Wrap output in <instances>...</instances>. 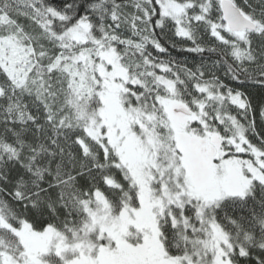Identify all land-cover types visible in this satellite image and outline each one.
Listing matches in <instances>:
<instances>
[{"label": "trees", "instance_id": "trees-1", "mask_svg": "<svg viewBox=\"0 0 264 264\" xmlns=\"http://www.w3.org/2000/svg\"><path fill=\"white\" fill-rule=\"evenodd\" d=\"M169 1L186 6L184 35L156 0H0V42L16 40L30 58L25 66L10 63L0 43V264L20 252L16 230L24 225L35 233L80 232L88 221L85 206L97 193L112 216L138 205L117 152L87 130L88 115L101 104V78L94 63L73 61L61 39L81 19L88 46H112L107 64L121 75V96L165 146L174 140L171 113L186 107L199 114L200 122L187 124L196 135L240 131L246 150L264 160V0H232L257 25L244 38L223 29L215 0ZM165 85L177 100L168 111L159 103ZM234 92L245 98L244 107L226 97ZM175 154L184 164V153ZM189 207L184 214L198 221L201 238L208 237L210 219L225 233L230 264H264L263 183L252 180L244 193L220 197L201 216ZM171 209L176 218L178 208ZM173 217L159 220L169 258L189 253L185 239L194 234ZM45 262L60 261L50 254Z\"/></svg>", "mask_w": 264, "mask_h": 264}, {"label": "rangeland", "instance_id": "rangeland-1", "mask_svg": "<svg viewBox=\"0 0 264 264\" xmlns=\"http://www.w3.org/2000/svg\"><path fill=\"white\" fill-rule=\"evenodd\" d=\"M156 1L164 15L175 19L177 33L186 34V27L180 21L186 6L169 0ZM223 29L230 32L225 23ZM244 35L243 32L237 33L239 38H244ZM88 38L84 19L61 36L69 57L75 62H84L85 66L94 63L101 78L102 89L98 94L101 104L88 115L87 130L117 152L120 166L137 189L138 205L112 216L104 196L97 193L94 204L85 206L88 221L80 232L67 237L51 229L35 233L24 225L16 230L20 252L14 256L4 255L3 264H49L45 257L50 254L58 256L59 264H230L227 254L231 248L218 224L207 220L205 231L208 237L201 238L198 231L202 228H194L198 221H191L184 210L189 207L188 203L192 205L189 208L196 209L201 216L206 205L230 193H244L252 180L264 184V174L260 169L264 167V160L254 149L246 150L240 131L237 135L231 131L226 137L196 135L194 129L187 125L200 122L196 112L189 116L170 112L174 140L165 146L155 131L147 128L142 113L121 96L120 89H125L120 87L118 79L121 75L116 69L110 71L107 64L113 58H110L112 46L105 43L103 47H90ZM0 43L10 63L29 64L28 53L16 40L7 38ZM172 89L173 86L168 90L172 92ZM168 90H164L159 100L164 111L177 103L175 94ZM226 95L239 106L246 105L245 98L238 93ZM179 137L185 140L179 141ZM201 147L205 154L198 152ZM180 150L184 153L186 166L177 157L180 154H175ZM245 153L248 157L242 156ZM171 208H178L176 218ZM166 215L172 216L174 223L177 219L182 221L184 229L190 226L195 234L193 240L186 237L187 250L191 251L184 252L181 257L169 258L166 255L159 223L160 217ZM221 257L225 261L221 262Z\"/></svg>", "mask_w": 264, "mask_h": 264}, {"label": "water", "instance_id": "water-1", "mask_svg": "<svg viewBox=\"0 0 264 264\" xmlns=\"http://www.w3.org/2000/svg\"><path fill=\"white\" fill-rule=\"evenodd\" d=\"M218 5L220 7L222 19L230 32L240 33L243 31L256 30L257 25L253 22V20L246 17L232 2V0H219ZM175 111L184 116H188L190 114L186 107H181Z\"/></svg>", "mask_w": 264, "mask_h": 264}]
</instances>
